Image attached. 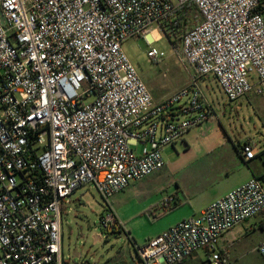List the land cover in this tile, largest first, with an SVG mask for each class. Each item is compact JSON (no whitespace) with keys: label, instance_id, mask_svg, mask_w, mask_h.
<instances>
[{"label":"built area","instance_id":"built-area-1","mask_svg":"<svg viewBox=\"0 0 264 264\" xmlns=\"http://www.w3.org/2000/svg\"><path fill=\"white\" fill-rule=\"evenodd\" d=\"M190 2L202 21L182 36L181 55L195 76L155 102L123 44L149 41ZM157 41L148 57L160 63ZM208 76L231 102L264 96V0H0V264H65L64 208L89 185L111 210L102 228L123 229L111 199L211 119L199 85ZM263 151L238 146L245 163ZM263 212L264 180L252 177L136 255L180 264L204 249L209 264H231L221 237ZM257 252L264 261V241Z\"/></svg>","mask_w":264,"mask_h":264},{"label":"rangeland","instance_id":"rangeland-1","mask_svg":"<svg viewBox=\"0 0 264 264\" xmlns=\"http://www.w3.org/2000/svg\"><path fill=\"white\" fill-rule=\"evenodd\" d=\"M199 19L193 18L188 30ZM153 30L149 36L161 38L152 46L166 52L160 63L150 62L151 46L144 38L127 40L123 50L150 92L154 95L163 87L165 96H169L191 83L195 70L182 60L181 48L172 46L163 25ZM199 85L213 108L211 119L163 149L165 166L161 170L131 183L111 199L125 232L102 228L101 217L111 210L93 186L79 189L69 199L62 224L67 264H144L136 255V247L191 215L187 200L202 204L208 198L227 194L244 179L249 163L239 158L237 146L252 140L259 149L264 148V96L251 94L231 102L213 76L201 78ZM141 150V146L136 148L137 154ZM251 222L247 229L236 227L221 242L231 264H264L256 251L262 233L254 230ZM208 259L203 249L182 264H209Z\"/></svg>","mask_w":264,"mask_h":264},{"label":"crops","instance_id":"crops-1","mask_svg":"<svg viewBox=\"0 0 264 264\" xmlns=\"http://www.w3.org/2000/svg\"><path fill=\"white\" fill-rule=\"evenodd\" d=\"M154 31V30H153ZM152 31V33H154ZM153 37V38H152ZM161 38V37H160ZM160 38H158V40L160 39ZM146 40V39H145ZM148 40L149 41H152V40H156V38H154V36H153V34H152V36H148ZM147 41V40H146ZM149 41H147L148 43H149ZM152 94V93H151ZM249 95H251V94H249ZM249 95H247V96H249ZM255 95V94H254ZM152 96H153V99L155 100V102H160V101H162L163 99H165L167 96H165V94H164V89H163V87H161L159 90H156V94H152ZM246 96V97H247ZM248 141H251L252 143H254V145H256L255 144V142L254 141H252V140H248ZM240 145V144H239ZM238 147V146H237ZM261 150H264V148H262ZM238 152V151H237ZM238 155H239V153H238ZM239 158L242 160V158L240 157V155H239ZM258 159H261V161H260V163H256L257 162V160ZM242 162H244L243 160H242ZM249 163V165L247 166L248 167V169H246V173H245V177H244V179L240 182V183H238L237 185H236V187H238V186H241V185H243L245 182H247L249 179H251L252 177H258V178H260V179H262V180H264V156L263 157H256L254 160H252V161H250V162H248ZM236 189V188H235ZM234 190V189H233ZM232 191V190H231ZM230 191V192H231ZM229 193V192H228ZM227 193V194H228ZM227 194H225V195H227ZM225 195H218V196H214V197H211V198H208L204 203H202V204H200V203H197L196 201H192V200H187V204H189V206H190V208L192 209V214L191 215H189V216H187V217H185V218H183L182 220H184V219H187V218H190V217H197V216H200L201 214H202V212L212 203V202H214V201H216V200H218V199H220V198H222V197H224ZM184 203H186V202H184ZM119 220H121L118 216H116ZM122 221V220H121ZM250 221H253V223L251 222L250 224H252V226H253V228H254V230H260L261 231V233H262V236H261V238H260V240L257 242V245H256V251H257V247H258V245H260V243H262L263 241H264V212L263 213H261L260 215H258V216H256V217H254V218H252V219H250V220H248V221H246V222H244V223H242V224H240L239 226H243L245 229H247L248 228V222H250ZM178 222H176L175 224H177ZM175 224H172L170 227H172V226H174ZM169 227V228H170ZM238 227V226H237ZM168 228V229H169ZM236 228V227H235ZM234 228V229H235ZM125 227L122 229V228H119L118 230H121V231H124L125 232ZM234 229H232L231 231H233ZM167 230V229H166ZM165 230V231H166ZM231 231H229V232H227V233H225L222 237H221V239H220V241H219V249L221 250V251H223L226 255H227V252H226V250H224L223 248H224V246H221V242H223V240H224V237L227 235V234H229ZM156 236H158V235H155V236H152V237H149L147 240H146V242L148 241V240H150V239H152V238H154V237H156ZM234 244H231L230 246L232 247ZM135 252H136V249H135ZM207 254H208V252H206ZM197 255V253L193 256V257H191V258H194L195 256ZM208 256H209V254H208ZM227 257H228V255H227ZM261 257V256H260ZM261 259H262V257H261ZM263 260V259H262ZM185 261V260H184ZM208 261H209V259H208ZM264 262V261H263ZM183 263V262H182ZM182 263H180V264H182ZM65 264H67L66 262H65Z\"/></svg>","mask_w":264,"mask_h":264},{"label":"trees","instance_id":"trees-1","mask_svg":"<svg viewBox=\"0 0 264 264\" xmlns=\"http://www.w3.org/2000/svg\"><path fill=\"white\" fill-rule=\"evenodd\" d=\"M193 18H200L198 23L202 21V15L199 9L196 7L194 3L190 2L183 6L178 7L173 19L163 24V28H164L163 31L170 38L169 40L171 41V44L174 48L176 49L181 48L182 36L188 30L190 22L192 21ZM172 37H174L175 39L173 40ZM263 156H264V151L258 155V157H263ZM114 231L121 232V230L118 229H114Z\"/></svg>","mask_w":264,"mask_h":264}]
</instances>
